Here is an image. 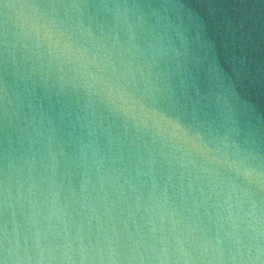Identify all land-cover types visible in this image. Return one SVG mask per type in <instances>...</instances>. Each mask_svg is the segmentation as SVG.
Returning a JSON list of instances; mask_svg holds the SVG:
<instances>
[{
    "label": "water",
    "instance_id": "1",
    "mask_svg": "<svg viewBox=\"0 0 264 264\" xmlns=\"http://www.w3.org/2000/svg\"><path fill=\"white\" fill-rule=\"evenodd\" d=\"M0 264H264V0H0Z\"/></svg>",
    "mask_w": 264,
    "mask_h": 264
}]
</instances>
